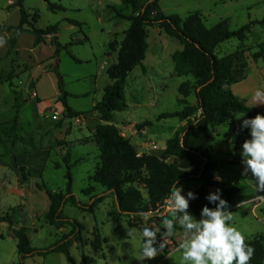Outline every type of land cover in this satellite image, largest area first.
<instances>
[{
    "label": "rangeland",
    "instance_id": "1",
    "mask_svg": "<svg viewBox=\"0 0 264 264\" xmlns=\"http://www.w3.org/2000/svg\"><path fill=\"white\" fill-rule=\"evenodd\" d=\"M6 1L0 0V26L4 24L16 27L20 19L19 7L16 6L19 0H11L13 3L11 7L7 6ZM47 1L60 4L65 11L52 13L48 10L45 0H23L22 7L31 23L37 14L38 18L33 24L35 28L45 29L47 26L56 25L58 27L56 37L62 46L71 41L75 42L67 50H61L57 59L50 58L54 53V47L50 45L51 36H45L43 38V42L46 40L45 43L39 44L40 46L35 49L32 42L34 37L31 34L20 36L17 46L14 45L11 54L6 57L7 42L10 36L13 38L14 35L11 33L13 31H0V38L5 41L0 46V59H2L0 123H9L17 115L19 127L17 134L21 139L15 145V159L19 162L14 166L8 162L9 158L5 161L1 160L2 157L13 154L0 142V217L10 216L14 229L26 228L30 245L38 249L53 244L69 230L67 227L55 229L46 223L44 215L50 203L42 189L45 187L53 192L64 189L67 170L65 161L72 166V192L81 204H90L89 195H85L83 191L91 183L89 177L99 161V150L94 138V129L88 127L92 121L96 125L102 124L98 120L97 112L91 110V106L100 101L103 89L110 83L106 70L115 63L122 46L129 25L126 18L139 10L148 0H138L126 5H123L122 0ZM159 7L164 15H178L181 18L199 12L206 28L225 20L230 31L250 21L259 22L264 17V0H160ZM66 19L82 23V33L77 27L69 25ZM145 32L147 52L142 63L147 74L139 80L140 69L134 70L125 80L124 97L129 108L133 107L136 101L145 106L147 103L151 104L150 107L140 109V112H144L153 123L149 128V135L152 134V138L147 137L148 143L144 148L148 153L158 152L157 149L164 145L168 136L172 137L182 129L179 126L173 131L180 120L170 118L154 121V117L159 113L175 112L182 108L178 103L181 98L178 86L191 78L177 77L172 72L174 66L172 56L182 50L180 43L158 28H147ZM84 35L87 36L88 42L76 43L82 40ZM235 51L243 52L240 55L241 62L248 68L246 78L230 86V91L248 106L264 111V104L257 105V101L253 99L258 89L264 92V26H253L242 43L232 38L220 44L214 53L217 57H222ZM70 55L80 63L73 61ZM14 60L16 63H13ZM157 60H160L161 64L149 69L146 62ZM55 62H57V72L62 78L63 89L71 94L66 99L69 106L79 111L91 110L89 113L68 118L64 108L61 109V106L57 105L60 93L54 71ZM158 73L162 74V79L157 77ZM150 75L153 81L148 82ZM153 89L154 93H152ZM153 95H156L154 103ZM15 97L19 100L18 105L14 101ZM188 100L191 104L194 101L192 97ZM137 111L135 109L123 111L124 113L116 112L110 123L119 126L120 120L129 115L139 119ZM243 115H236L232 128L219 126L210 132L208 145L211 157L216 162L213 178L217 168L219 176H228L227 174L232 176L226 181L214 179L217 185L210 191H215L217 188L221 190L235 188L239 190L238 195L248 197L246 201L235 203L229 208L233 216L232 224L245 236L246 241H254L251 247L256 252L263 250L264 253L262 212L264 194H261L253 179L237 180L233 171L229 169L230 165H237L233 163L236 155L232 147L230 154L223 145L224 143L242 144L249 138L248 130L237 135L240 123L238 118ZM243 118L246 116L241 119ZM27 142H31L37 151L33 152ZM219 148L222 150L219 151ZM24 151L26 152L23 153ZM141 152L143 151L139 150L138 154H143ZM182 185L185 194L198 187L193 181H187ZM134 186L144 195L140 186ZM103 192V188L95 186L93 195ZM161 208L163 211L164 206ZM63 215L76 220L85 228L82 241L70 247V254L76 264H140L132 255L134 250L139 248V229L144 228L145 224L142 218L115 219L112 194H107L103 201L94 207L93 212L80 211L66 204ZM153 222L163 229L160 217L153 215L149 223ZM3 229L5 228L0 225V231ZM96 235L100 237V251L92 248ZM9 236L14 239L11 229L4 232L3 239L0 238V264H19L16 240L11 241L8 239ZM183 238L182 230H176L168 239V247L143 264H182L179 244ZM104 240L106 243H103ZM24 261L25 264H69L62 254L35 256Z\"/></svg>",
    "mask_w": 264,
    "mask_h": 264
},
{
    "label": "trees",
    "instance_id": "2",
    "mask_svg": "<svg viewBox=\"0 0 264 264\" xmlns=\"http://www.w3.org/2000/svg\"><path fill=\"white\" fill-rule=\"evenodd\" d=\"M137 1L122 0V3L126 5ZM159 1L148 0L139 10L126 18L129 25L125 31L122 46L115 63L106 70L110 83L104 88L101 100L92 108L94 112H97L98 120L102 124L94 128L99 161L93 174L89 177L92 184L90 183L88 188L83 191L85 195H89L90 204H81L72 192V166L65 161L67 170L64 189L54 192L45 187L42 189L50 203L48 211L44 215L46 223L55 229L69 228L66 234H63L48 247L34 248L30 245L26 228L14 229L10 216L0 217L1 222H6L9 225L16 240L19 264H24L26 258L46 257L50 254H62L69 264H76L70 254V247L82 241L85 228L76 220L63 215V208L66 204H70L80 211L93 212L94 207L102 202L107 194H112L115 219L132 217L133 220H138L142 218L139 215L141 212L162 210L164 199L176 180L178 187L187 181H193L198 184V187L191 191L196 193L198 198L190 201L189 211L199 219L200 210L207 204L205 196L211 192V188L217 185L212 174L216 168V162L211 157L208 145L211 138L210 132L219 126L232 128L238 114H244L246 118L255 117L257 114L264 115V111L248 106L230 91V86L246 78L248 67L241 62L240 56L243 52L235 51L222 57H217L214 53L220 44L232 38L242 43L253 26H264V17L259 22L250 21L234 31L229 30L225 20L219 21L213 27L206 28L199 12L191 13L185 18L178 15L166 16L160 10ZM22 2L23 0H19L16 4L19 7L20 15L18 25L6 28L7 31H13L14 34V37L7 42L6 57L11 54L16 38L21 34L33 35L35 47L43 42L45 36H51L50 45L54 47L52 59H57L61 50H67L75 43L71 41L62 46L56 37L58 31L56 25L47 26L45 29L35 28L33 24L38 16L35 14L32 23L29 22V16L23 9ZM45 2L48 10L52 13L65 11V8L60 4L47 0ZM66 22L77 27L82 33V23L72 19H66ZM147 28H158L180 43L182 50L172 56L174 73L177 77L191 78L178 86V93L181 96L178 103L182 108L175 112L161 113L155 118V121L170 118L187 121L180 132L166 140L165 151L160 156L146 153L139 155L137 148L131 144L130 140L123 137L119 129L110 123L114 113L123 112L127 108L124 84L131 72L137 66L142 65L145 60L147 51L145 30ZM87 42L88 38L84 35L83 39L76 43ZM70 58L76 63H80L72 55ZM1 61L2 59H0ZM13 63H16V60ZM54 71L60 93L59 102L64 108L65 115L68 118L84 116L85 113L74 112L67 105L66 99L69 94L63 89L62 78L57 72V62H55ZM9 76L11 75L9 74ZM190 97L195 99L192 104L188 100ZM14 101L18 105L17 97ZM152 125L151 121H146L135 127L140 130ZM18 131L17 115L9 123H0V142L9 148L14 157H16L14 154L16 142L21 140L18 137ZM27 144L31 146L33 152L37 151L31 142H27ZM241 145L232 143V151L236 155L234 164L241 163V156H238ZM171 158L179 159L180 164L169 163ZM134 185L140 186L145 196ZM95 186L103 188L104 192L93 195ZM222 193V198L228 201L230 207L235 203L246 201L248 198L238 195L239 190L235 188L223 189ZM261 194L263 195L264 191L261 190ZM208 206L214 207V205ZM262 212L264 214V209ZM175 228L176 230L180 229L178 224L175 225ZM142 229L140 228L139 232ZM99 239V235H96L95 242L92 244L95 251L101 249ZM104 242L106 243L105 240ZM246 243L251 246L254 241H246ZM263 255V250L261 252L254 250L249 264H263Z\"/></svg>",
    "mask_w": 264,
    "mask_h": 264
},
{
    "label": "clouds",
    "instance_id": "3",
    "mask_svg": "<svg viewBox=\"0 0 264 264\" xmlns=\"http://www.w3.org/2000/svg\"><path fill=\"white\" fill-rule=\"evenodd\" d=\"M4 43L3 38H0V46ZM253 99L257 105L264 104V92L258 89ZM244 116L238 118L240 123L237 131L238 135L246 129L249 136L240 148L241 175L248 177L251 174L256 187L264 191V115L241 119ZM214 179L219 181L220 177L214 174ZM177 184L176 180L165 197L163 211L149 210L139 214L145 227L140 231L139 248L134 250L132 257L143 264L164 251L178 224L184 237L179 244L182 264H249L254 248L246 243L245 236L233 226L230 205L222 198V190L217 188L205 196L207 204L202 207L197 219L189 211L190 201L196 200L197 194L193 191L185 194L183 186L178 187ZM153 215L162 219L163 229L154 222L149 223Z\"/></svg>",
    "mask_w": 264,
    "mask_h": 264
},
{
    "label": "crops",
    "instance_id": "4",
    "mask_svg": "<svg viewBox=\"0 0 264 264\" xmlns=\"http://www.w3.org/2000/svg\"><path fill=\"white\" fill-rule=\"evenodd\" d=\"M6 4H7V6L8 7H11V6H13V3L11 2V0H7L6 1ZM7 27H14V26H8V25H1L0 26V31H6V32H9V31H7L6 30V28ZM12 33V35H14L13 34V32H11ZM23 34H21L20 36H22ZM20 36L18 37V38H16V43H15V47L17 46V42H18V39L20 38ZM12 37L10 36V39H11ZM46 41V40H45ZM45 41L43 42V43H41V44H44L45 43ZM33 42V48H35L36 49V47H38V46H40V45H38V46H34V40L32 41ZM17 49V48H16ZM6 50H7V48H6ZM34 50V49H33ZM147 52V51H146ZM18 54V53H17ZM51 58V57H50ZM145 58H146V56H145ZM146 63H148V65H149V69H152L153 68V66H159L160 64H161V62H160V60H157V61H153V62H146ZM105 64V63H104ZM136 69H140V77H139V80H141V78H144L145 76H146V74H147V70H145V65L142 63V65H140V66H137L134 70H136ZM133 70V71H134ZM133 71L131 72V73H133ZM172 72L174 73V66H173V70H172ZM169 75L171 76L172 74H171V72L169 73ZM175 75V74H174ZM157 77L158 78H160V79H162L163 77H162V74L161 73H158L157 74ZM136 79V78H135ZM150 81H153L152 80V75H150L149 77H148V82H150ZM107 86V85H106ZM104 90V89H103ZM152 90V89H151ZM154 89H153V91H152V93H154ZM146 93H147V91H146ZM103 95V94H102ZM71 96V94H69V97ZM73 96V95H72ZM156 95H153V98H152V100H154L153 101V103L155 102V99H156V97H155ZM102 98V97H101ZM101 100V99H100ZM193 100H195V99H193ZM66 102H67V100H66ZM99 102V101H98ZM97 102V103H98ZM152 103V104H153ZM193 103H194V101H193ZM96 103H94L92 106H91V110H92V108L94 107V105H95ZM57 105H60L61 106V109H63V106L61 105V103L60 102H58L57 103ZM67 105L69 106V104H68V102H67ZM151 106V104H149V103H147V105L145 106V105H143L142 103H140L139 101H136V103L133 105V107H131V108H129L128 106H127V108H126V110L124 111V112H128V111H131V110H138L137 111V114H138V118L139 119H134V118H132V117H130L131 115H129V116H127V117H124V118H122L121 120H120V125L119 126H117V125H115L119 130H120V132H121V135L123 136V137H126V138H128L129 140H130V142H131V144H133L137 149H138V151L139 150H141V151H143V152H141V153H146V154H149V155H153V156H160V155H162L163 154V152L165 151V143H166V140H168L169 138H171V135L170 136H168L166 139H165V141H164V145L161 147V148H158L157 149V151L158 152H146V150L144 151V148H145V146H146V144L148 143V141H146L147 140V137H149L150 139L152 138V134H150L149 135V131H150V127H145V128H141L140 130H139V132L137 131V129H135V126L136 125H138V124H141V123H144V122H146V121H150L149 119H148V117H147V115H145L144 114V112H140V109H145L146 107H150ZM70 107V106H69ZM71 108V107H70ZM74 112H77V113H89L91 110H89V111H79V110H77V109H73V108H71ZM124 112H121V113H124ZM159 114H161V113H159ZM159 114H157L155 117H154V121H155V118L159 115ZM113 116H114V114H113ZM186 123H187V121H179L177 124H176V127L177 128H175V129H173V131H175V130H177L178 129V127L179 126H181L182 128L186 125ZM96 124L95 123H93V121L91 122V124H90V126L88 127V129H94L96 126H95ZM93 127V128H92ZM152 127V126H151ZM150 141V140H149ZM223 145H225L226 146V148H227V150L229 151V153L231 154V147H232V143H224ZM222 150V148H219V151H221ZM231 157V156H230ZM6 158H9V160H8V162L9 163H11L13 166L14 165H16V164H18V162L19 161H17V159H15V157L13 156V155H7V156H4V157H2L1 158V160L2 161H5L6 160ZM169 161H171V162H173V164H176V165H178V164H180V160L179 159H177V158H171ZM7 162V163H8ZM170 163V162H169ZM228 164V163H227ZM229 165V164H228ZM231 166V168H229V169H231L232 171H233V173H234V175L236 176V178H237V180L238 181H241V180H248V178H251V174H249V176L248 177H246V176H242L241 175V172H242V164L240 163V164H237L236 166L235 165H230ZM225 173V172H224ZM216 174L219 176V173H218V168L216 169ZM227 174V173H226ZM228 176H226V175H222V176H219L220 177V180L222 179V180H228V179H231L232 178V176L231 175H229V174H227ZM252 179V178H251ZM183 186V185H182ZM3 191V190H2ZM0 225L3 227V228H5V229H3L2 231H0V238L1 239H3V236H4V232L5 231H7L8 232V229H10L9 228V225L6 223V222H1L0 221ZM8 239H10L11 241H14L15 242V239H13L11 236H9L8 237ZM30 241V240H29ZM16 245V244H15ZM75 261V260H74ZM25 262V261H24ZM25 264V263H24Z\"/></svg>",
    "mask_w": 264,
    "mask_h": 264
},
{
    "label": "built area",
    "instance_id": "5",
    "mask_svg": "<svg viewBox=\"0 0 264 264\" xmlns=\"http://www.w3.org/2000/svg\"><path fill=\"white\" fill-rule=\"evenodd\" d=\"M167 248V247H166Z\"/></svg>",
    "mask_w": 264,
    "mask_h": 264
}]
</instances>
